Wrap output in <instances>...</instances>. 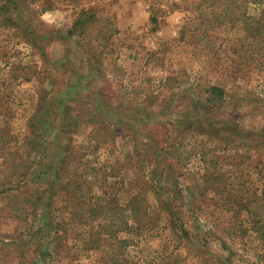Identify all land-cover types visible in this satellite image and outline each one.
Here are the masks:
<instances>
[{"label":"rangeland","instance_id":"1","mask_svg":"<svg viewBox=\"0 0 264 264\" xmlns=\"http://www.w3.org/2000/svg\"><path fill=\"white\" fill-rule=\"evenodd\" d=\"M0 264H264V0H0Z\"/></svg>","mask_w":264,"mask_h":264}]
</instances>
